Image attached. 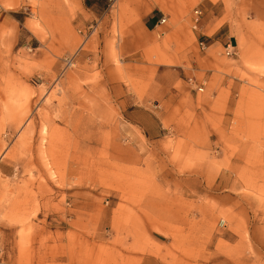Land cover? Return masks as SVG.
Instances as JSON below:
<instances>
[{"label":"rangeland","instance_id":"374dc122","mask_svg":"<svg viewBox=\"0 0 264 264\" xmlns=\"http://www.w3.org/2000/svg\"><path fill=\"white\" fill-rule=\"evenodd\" d=\"M104 1L89 22L82 0H0L20 10L0 35V264H264V52L239 0ZM136 105L173 132L134 146Z\"/></svg>","mask_w":264,"mask_h":264},{"label":"crops","instance_id":"0c3cea01","mask_svg":"<svg viewBox=\"0 0 264 264\" xmlns=\"http://www.w3.org/2000/svg\"><path fill=\"white\" fill-rule=\"evenodd\" d=\"M5 3H14L16 0H2ZM83 8L87 15V19L89 22L102 20L104 17V13L106 10V2L104 0H82ZM126 3V0L121 1V6ZM222 12L217 13L215 18L221 17ZM159 15H153L147 17L145 21L144 28L147 30H156L160 28L162 25H159ZM20 21V10L16 7H8L3 8L0 4V35H2V31L5 28L11 27L16 29V37H18V25ZM205 29V26H204ZM225 26H220L214 33L208 35L209 38L214 36H219L217 40L223 39L224 36H228V31H224ZM223 32V33H222ZM242 36L249 37L253 40V51L257 50L259 52H264V0H239V39ZM262 38V39H261ZM258 47L256 49L255 47ZM124 100L127 101L125 98ZM128 123L136 126L139 129V132L136 130H131L129 134V141L134 144V146H140L143 142L142 137L147 139V141L154 140L160 142L165 139L166 136L170 134L171 129H167L163 123H155L153 120V115L151 113H147L140 106L136 105L130 111H128ZM165 116V115H164ZM162 116V117H164ZM155 123L153 128L147 127L148 124ZM176 130L177 127H172ZM179 132L180 130L177 129ZM202 132L201 130H197V128L192 125L187 127L186 130H182V132L193 134L196 132ZM183 139L189 141L191 136L182 137ZM252 218L254 219V213L252 212ZM161 237H156V242L164 245L171 244V238H165L167 235L161 233ZM168 237V236H167ZM158 260V258H157Z\"/></svg>","mask_w":264,"mask_h":264},{"label":"built area","instance_id":"2783aa9c","mask_svg":"<svg viewBox=\"0 0 264 264\" xmlns=\"http://www.w3.org/2000/svg\"><path fill=\"white\" fill-rule=\"evenodd\" d=\"M194 13H195V16H196L198 19L195 20V22H194V24H193V28H194V29H198V28H200V25H199L198 20H199V17L201 16L202 12H201V10L196 9V10L194 11ZM166 22H167V18H166L165 16H163V17H161V18L159 19L158 24H159V25H164ZM201 45L203 46V48H206V44L201 43ZM225 54H226L227 56H234V55L236 54V49H235V46L232 44V42H229V43L226 44V46H225ZM69 61H70V60H69ZM68 63H69V62H68ZM188 82H189L191 85H196V86H197L196 88H197L199 91H203V90H204V86H203L202 84H199V85H198L197 82H196V80H195L193 77H192V78H189Z\"/></svg>","mask_w":264,"mask_h":264}]
</instances>
